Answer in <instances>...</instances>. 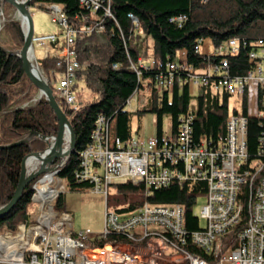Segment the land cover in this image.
Segmentation results:
<instances>
[{
	"label": "built area",
	"instance_id": "2783aa9c",
	"mask_svg": "<svg viewBox=\"0 0 264 264\" xmlns=\"http://www.w3.org/2000/svg\"><path fill=\"white\" fill-rule=\"evenodd\" d=\"M79 3L90 14L81 26H70L59 6L46 7L52 22L64 29L61 46L58 35L33 39L44 59L54 60L56 68L62 69L56 74L61 82L55 95L74 112L79 109L73 94L80 68L75 42L92 34L102 35L105 32L102 21L111 16V0H79ZM239 44L237 39H231L212 51L215 63L204 70H195L184 62L168 63L165 75H159L156 81L157 89L171 90L174 83L186 86L195 103L207 90L225 96L228 106L230 99H234L224 136L214 143L204 138L193 142L195 113L191 111L179 119L175 135L169 132L147 140L135 137L127 141L112 140L105 119L98 117L91 144L80 153L79 170L75 173L77 183H86L91 192L105 196L119 182L142 187L147 197L173 183L187 184L189 188L203 183L206 201L198 215H194L199 225L203 223L200 230H186L182 206L144 202L136 211L105 210L101 238L111 240L102 248L70 245L73 237L84 236L89 242L93 238L88 232L73 234L71 218L54 211L55 201L65 190L62 182L59 190L30 199L31 248L20 247V226L24 224L14 233L0 234V261L6 264H264V38L250 44L248 60L253 63L252 69L243 76L231 77L225 56L236 55ZM144 62L140 57L138 67L145 69ZM132 102L137 105L136 110L143 107L144 102L139 103L135 96L126 102V110ZM252 117L259 118L262 126L254 156L249 154L247 145L248 120ZM50 175L40 176L34 184L45 183ZM248 179H255L256 183L253 225L239 228L244 210L243 190ZM211 237H218L217 258L204 262L193 257L190 249L209 252Z\"/></svg>",
	"mask_w": 264,
	"mask_h": 264
},
{
	"label": "trees",
	"instance_id": "16d2710c",
	"mask_svg": "<svg viewBox=\"0 0 264 264\" xmlns=\"http://www.w3.org/2000/svg\"><path fill=\"white\" fill-rule=\"evenodd\" d=\"M49 5L61 8L70 26H81L90 16L79 0H33L30 8L46 10ZM5 22L0 31V43L10 50L23 45L21 25L7 18L14 12L11 5L0 1V15ZM109 18L103 20L105 34H92L78 38L74 45L79 63L75 91L81 92L82 103L71 123L76 136L75 150L82 152L91 144L97 117H103L109 126V138L127 141L133 138L132 115L141 118L145 114L155 116L156 137L162 136V120L168 116L170 132L175 135L178 121L191 111L195 113L192 124L193 142L200 138L215 142L224 136L230 115L227 98L204 91L191 108L193 98L186 86L174 83L171 90L157 89L159 75H165L168 63L183 62L195 70H204L215 63L212 51L225 45L231 39L239 41V52L225 56L228 59V73L231 77L243 76L252 69L248 60L250 44L264 38V0H111ZM8 19V20H7ZM152 42L151 66L141 69L138 59L141 51V37ZM104 39V42L101 41ZM212 48L209 54L201 52L204 41ZM211 46V47H210ZM197 48V50H196ZM180 53L182 56L179 57ZM45 77L52 81L56 74L54 60L37 58ZM115 66V67H114ZM139 73V75H138ZM148 94L147 106L134 113L126 110V102L139 93ZM34 93L24 82L21 63L0 51V146L17 141L29 132L44 137H54L57 133L56 119L43 98L30 107L21 106L30 102ZM68 117L72 114L68 113ZM262 133L260 119L248 120V152L254 156L258 148V138ZM45 143L36 141L28 146H19L0 151V207L13 197L18 185L22 160L31 152H41ZM78 154V153H77ZM79 170V157H71L59 170V177L65 190L82 192L90 190V185L77 183L75 173ZM123 197L141 196L139 202L129 209L136 211L144 202L159 206L179 205L185 210V227L189 232L200 230L193 217V206L197 197L203 196L206 186L173 183L167 188L144 196L143 188L130 182L114 185ZM244 198L248 189L243 190ZM31 188L24 190L22 198L13 210L0 218V233H14L20 224L32 223ZM64 194L53 205L55 212L65 211ZM243 224H241L242 227ZM111 239L95 236L89 243L102 248ZM202 258L198 250L190 249ZM227 250L226 246L222 249Z\"/></svg>",
	"mask_w": 264,
	"mask_h": 264
},
{
	"label": "water",
	"instance_id": "95a60500",
	"mask_svg": "<svg viewBox=\"0 0 264 264\" xmlns=\"http://www.w3.org/2000/svg\"><path fill=\"white\" fill-rule=\"evenodd\" d=\"M9 4L15 11V20L21 25L23 45L20 49L10 50L0 44V51L18 59L21 63L22 76L27 86L37 96V100L43 98L56 119L57 134L54 138L44 137L36 132H29L20 137L17 141L0 146V151L12 149L19 146L31 147L36 141H41L47 148L40 153L31 152L24 157L20 166L18 185L12 199L4 206L0 207V218L9 214L15 205L22 198L24 190L40 176L60 170L69 159L76 154V136L71 126V119L67 117L62 108L61 101L53 94L49 87L48 79L44 76L39 62L35 56L33 48L34 27L30 12L33 0H0ZM1 12L0 17H2ZM4 18H0V31ZM68 141V142H67ZM32 157H38L40 161L30 169L25 168V162Z\"/></svg>",
	"mask_w": 264,
	"mask_h": 264
},
{
	"label": "rangeland",
	"instance_id": "374dc122",
	"mask_svg": "<svg viewBox=\"0 0 264 264\" xmlns=\"http://www.w3.org/2000/svg\"><path fill=\"white\" fill-rule=\"evenodd\" d=\"M13 15L15 16V11L11 15H9L7 18H11V16L13 18ZM31 15H32V20H33L34 36L39 37V36H48V35H58L60 38L59 44L61 46L62 36H63L62 34L64 32V29L59 24L52 22L50 12L47 11V9L39 10L36 7H33L31 9ZM102 26H103V21H102ZM104 34L105 32L101 36L103 37ZM101 41L104 42V39H101ZM208 43L209 42L207 40L203 42V45L201 46L202 53L209 54L211 52L212 49L209 48ZM151 47H152V42L148 41L146 38L142 36L141 37V51L143 55L141 57L145 58L146 60V62H144L145 66L151 65L150 64V60L152 59ZM34 51H35L36 58H41L40 49L35 47ZM148 98L149 96L145 92H141L136 96L137 101H140V99H143L145 101L144 103L141 102L143 104V107L141 108V110L146 108ZM234 101H235L234 99H230L229 101L228 107L231 112L233 109ZM136 106L137 105L134 102H132L131 106L127 107L128 108L127 111L134 113L136 111ZM194 107H195V103H194V100H192L191 108L194 109ZM72 117L73 116H70L68 118L72 120ZM155 122H156L155 116L152 114H145L141 118H138L136 115H132L131 130L133 132V137L138 138L139 140H147L151 137H154L156 135ZM170 125H171L170 118L168 116H165L162 120V131L164 134H167L170 132ZM54 137H56V135ZM54 137H51V138H54ZM46 148H47V145H46ZM63 185L65 189V184ZM63 194H64V199H65L64 214L68 215L71 218V222H72L71 229H72L73 234L88 232L89 237L91 238H94L95 236L102 234L103 222H104L103 216H104L105 210H108L111 212L125 210L143 201V198L141 196L131 195L126 198L123 197L117 192L114 185L108 189V193L106 197L103 194L91 192L90 190L82 191V192H70L68 190H64ZM205 201H206V198L204 196L197 197L195 204L193 206V213L195 215H198L200 208L202 205L205 204ZM56 213L58 214V212ZM60 214H63V213H60ZM200 225L202 226L203 223H200ZM88 245L90 247H93V245H90V244ZM153 249H155L154 246H153ZM153 249L152 251H154ZM134 251L135 252L131 251V253L133 252L134 254L139 256V253H136L137 250H134ZM88 253L89 255L91 254L90 251Z\"/></svg>",
	"mask_w": 264,
	"mask_h": 264
},
{
	"label": "bare ground",
	"instance_id": "6f19581e",
	"mask_svg": "<svg viewBox=\"0 0 264 264\" xmlns=\"http://www.w3.org/2000/svg\"><path fill=\"white\" fill-rule=\"evenodd\" d=\"M14 20H15V18H14ZM39 37H44V36H39ZM34 38H35V36H33V39ZM32 44H33V48H35L36 45L33 41H32ZM40 53H41V58L44 59L42 51ZM55 68H56V66H55ZM60 70H62V69L55 70L56 74H58ZM56 74H54L52 76L53 77L52 81L48 80L49 87L52 90L53 94H55L56 87H57V85L59 86L60 82H61L60 78ZM80 94L81 93L78 91H75L73 94L74 95L73 98L75 99V102L77 104L82 103V100L80 98ZM37 101H38L37 96L35 95L30 102L22 105L21 108L24 109V108L30 107L32 104H35ZM125 106H128V105L125 104ZM62 108L64 109L66 114L70 113V114H72V116L76 115L77 111L76 112L72 111V109L70 107H68V105L66 103L62 102ZM97 120H98V117L95 120V124H96ZM71 126H72V123H71ZM91 138H92V136H91ZM75 152H76V154L78 153L77 156L80 159V153H83V151L79 153L75 150ZM39 161H40V159L38 157L29 158L25 162V168L30 169L31 167L36 165V163H38ZM262 174H264V165L262 167ZM36 181H37V179H35L29 185V187L31 188L30 199L34 198L35 196H40V194H42V193H53V192L59 190V186L63 182V180L59 177V170L54 171L52 173V175H50L49 180H47L45 183L34 184ZM119 183H121V182H119ZM63 184H64V182H63ZM246 188L248 189V195L246 198H243L244 210L242 211L243 212V219H241V224H243L242 226H252L253 225V200L256 199L255 179H248V182H246ZM194 215L195 214L193 213V217H194ZM197 223H199V222L197 221ZM241 224L238 226L239 228L241 227ZM76 238H77V240H76ZM31 244H32V225H31V223L24 224V226H20V247L31 248ZM88 244H89V238H86L84 236H77L75 238H70V245L89 246ZM195 250H198L199 253H201L205 256V258H202L200 255L196 254L195 252H193V257H200L201 261H204V262H212V258H217V256H218V237H211L210 238L209 252H202V249H195ZM0 264H6V263L0 261Z\"/></svg>",
	"mask_w": 264,
	"mask_h": 264
},
{
	"label": "crops",
	"instance_id": "0c3cea01",
	"mask_svg": "<svg viewBox=\"0 0 264 264\" xmlns=\"http://www.w3.org/2000/svg\"><path fill=\"white\" fill-rule=\"evenodd\" d=\"M209 44V43H208ZM209 46V45H208ZM180 56H182V53H180V55H179V57ZM145 62H146V60H145ZM151 64V63H150ZM149 65V64H148ZM152 65V64H151ZM151 65H149V66H151ZM146 67H147V65H146ZM140 101H143V102H145L143 99H140ZM140 101H138V102H140ZM147 102H148V99H147ZM146 106H147V104H146ZM142 110H144V109H142Z\"/></svg>",
	"mask_w": 264,
	"mask_h": 264
}]
</instances>
